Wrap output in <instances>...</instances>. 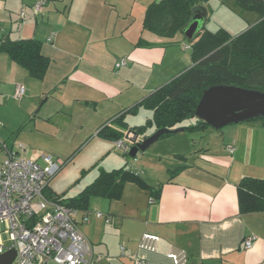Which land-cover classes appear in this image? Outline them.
<instances>
[{"label": "crops", "instance_id": "obj_1", "mask_svg": "<svg viewBox=\"0 0 264 264\" xmlns=\"http://www.w3.org/2000/svg\"><path fill=\"white\" fill-rule=\"evenodd\" d=\"M36 1L0 0V37L36 38L51 60L44 78L38 79L0 53V150L41 162L43 154L67 158L98 141L88 152L94 155L89 166L98 160L106 166L95 178L104 170L127 166L151 186L127 181L119 198L93 196L87 209H79V226L93 245L92 264H134L137 258L174 264L170 252L184 254L186 264H264V211L242 213L238 195L242 178H264L262 121L189 131L186 143L167 136L156 142L162 145L154 156L133 161L124 154L113 156L115 141L98 134L113 117L194 64L185 33L163 37L144 28L148 6L159 0H44L38 13ZM212 1L226 21L212 23ZM202 3L209 10L202 24L211 31L225 28L237 35L258 18L233 0ZM199 13L206 18V12ZM234 15L247 18L246 25ZM121 58L128 63L117 68ZM18 85L26 88L21 99L14 96ZM132 116L126 115L128 128L111 126L125 133L141 125L132 124ZM155 131L152 126L139 136L144 139ZM49 189L72 197L56 191L51 182ZM145 233L159 237L155 249L140 247ZM250 235L257 239L246 249L244 239Z\"/></svg>", "mask_w": 264, "mask_h": 264}, {"label": "trees", "instance_id": "obj_2", "mask_svg": "<svg viewBox=\"0 0 264 264\" xmlns=\"http://www.w3.org/2000/svg\"><path fill=\"white\" fill-rule=\"evenodd\" d=\"M202 2L203 0L154 1L146 10L144 28L163 37L184 33L195 12H206L205 21L208 20L209 10ZM236 4L241 11L256 13V21L237 35H232L225 28L211 31L205 26L202 27L190 39L194 64L141 102L113 117L110 124L100 128L98 134L113 141L122 138L124 132L113 128L111 123L128 128L126 115L137 114L142 106L151 109L153 117L146 124L130 128L138 134L143 133L149 125H154L156 130L178 127H184L187 131L202 130L210 124L196 115V108L204 91L209 87L226 84L264 92V0H236ZM0 53H7L29 75L38 79L44 78L51 63L50 58L42 52V41L36 38L0 37ZM193 118V123L183 125ZM258 120L264 123V117L250 121ZM172 134L174 133H166L161 138ZM123 154L129 158V152ZM127 181H134L144 188L151 187L138 173L123 166L102 171L75 196L65 197L49 188L47 194L71 207L87 209L93 196L119 198ZM154 193L158 196L160 190ZM238 195L242 213L264 211V178H242L238 184Z\"/></svg>", "mask_w": 264, "mask_h": 264}, {"label": "built area", "instance_id": "obj_3", "mask_svg": "<svg viewBox=\"0 0 264 264\" xmlns=\"http://www.w3.org/2000/svg\"><path fill=\"white\" fill-rule=\"evenodd\" d=\"M44 0H37L33 5L36 13L42 10ZM51 37H49V40ZM127 59L121 58L116 67L126 65ZM26 93L24 85H18L15 98L21 99ZM142 138L132 131L124 133L115 141L118 151L129 152ZM5 146V145H3ZM23 147V146H22ZM229 150L233 152L234 146ZM42 161L16 155L9 150L7 157L0 164V236L7 232L10 245L0 241V255L8 250H15L11 264H92L94 261L93 245L82 232L77 219L79 209L63 203L47 194L50 182L66 160L43 154ZM99 217L104 214L96 211ZM109 221L110 218L106 217ZM83 221H89L85 213ZM256 235L244 239L246 249L253 247ZM159 240L157 235L145 233L139 241L140 247L155 249ZM125 246L121 250L125 252ZM174 264H186L182 253L168 254ZM0 264H2L0 262ZM134 264H149L137 258Z\"/></svg>", "mask_w": 264, "mask_h": 264}, {"label": "water", "instance_id": "obj_4", "mask_svg": "<svg viewBox=\"0 0 264 264\" xmlns=\"http://www.w3.org/2000/svg\"><path fill=\"white\" fill-rule=\"evenodd\" d=\"M205 16L195 12L191 22L185 29V35L193 39L203 27ZM196 115L214 128H222L232 123L250 121L264 117V92L235 85L218 84L206 89L197 105ZM184 127L159 128L141 142L132 146L129 154L135 157L139 151L151 148L166 133H178ZM132 131V130H129ZM135 135L137 132L132 131ZM15 258V250H8L0 255L2 264H11Z\"/></svg>", "mask_w": 264, "mask_h": 264}, {"label": "rangeland", "instance_id": "obj_5", "mask_svg": "<svg viewBox=\"0 0 264 264\" xmlns=\"http://www.w3.org/2000/svg\"><path fill=\"white\" fill-rule=\"evenodd\" d=\"M233 1L235 4L236 1L235 0H233ZM211 5L213 8V11L210 14V17H212L211 18L212 23H214V22H218V23L220 22L221 23V21H226V16H222V10L216 6V1H212ZM251 14L257 15L254 12H252ZM234 16H235V20L246 25V20H244V19H247V18L243 19L239 15H234ZM249 19H251V17ZM230 29L233 31V33H238V31H239L238 30L239 28H237V27H234V28L232 27ZM182 38L185 39V36H183ZM185 40L187 41L189 39L186 38ZM188 45H189L188 46L189 52H191L192 51L191 44L188 43ZM14 102L19 103L18 101H14ZM152 117H153L152 110L145 107V106H142L138 110L137 114L130 117V122L132 124H135V125L136 124L142 125V124L148 123L150 121V119H152ZM152 126H154V125H149L147 127V130L152 128ZM190 134L191 133L186 130V131L177 133L175 135H170V137L168 136V138L176 137V138H179L180 140H182L184 143H186V138L188 141ZM171 136H173V137H171ZM97 142L98 141H94L90 145H88V143H89L88 142L85 146H83L80 150H78V152L75 153L74 155L68 156L67 158H62L63 161L65 159H68V160L66 162H64L61 169L57 172V174L55 176H53V178L51 180V186L56 191L61 192V193H65V195H67V196H73L76 193H78L79 190H81L83 187H85V185L87 183H89L91 180H93L95 178V173L98 172L100 167L106 166V164L104 162H101L99 160H98V162L95 161L97 163L89 166L90 161H93V160H91V158L94 155L91 153H88V152H91V150L97 146ZM183 142H182V144H184ZM187 144H188V142H187ZM161 145H162V143H156L154 146H152L148 150L139 151L135 157H131V155H128L129 156L128 159L130 161H133L134 159H137L140 156H154V153H158L157 149L160 148ZM163 148H165V147H163ZM169 151H172V150L169 148ZM113 152H114L113 156H120V157L123 156V152H121V151L114 149ZM6 157H7V155L4 154V151L0 150V162L3 161ZM85 165H88V166H85ZM2 227L3 226L0 225V230L2 229ZM0 241H2V243L5 245H10L11 242H10L9 234L7 232H2V234L0 236Z\"/></svg>", "mask_w": 264, "mask_h": 264}]
</instances>
